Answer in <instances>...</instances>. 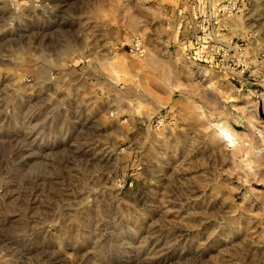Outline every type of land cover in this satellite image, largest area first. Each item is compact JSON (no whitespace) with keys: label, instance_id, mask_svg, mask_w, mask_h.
Segmentation results:
<instances>
[{"label":"rangeland","instance_id":"1","mask_svg":"<svg viewBox=\"0 0 264 264\" xmlns=\"http://www.w3.org/2000/svg\"><path fill=\"white\" fill-rule=\"evenodd\" d=\"M0 264H264V0H0Z\"/></svg>","mask_w":264,"mask_h":264},{"label":"built area","instance_id":"2","mask_svg":"<svg viewBox=\"0 0 264 264\" xmlns=\"http://www.w3.org/2000/svg\"><path fill=\"white\" fill-rule=\"evenodd\" d=\"M129 51L131 54L139 58H144L148 52L144 38L141 36L134 37L129 47Z\"/></svg>","mask_w":264,"mask_h":264},{"label":"crops","instance_id":"3","mask_svg":"<svg viewBox=\"0 0 264 264\" xmlns=\"http://www.w3.org/2000/svg\"><path fill=\"white\" fill-rule=\"evenodd\" d=\"M173 29V28H172ZM174 30V29H173ZM162 35V33H160V36ZM174 35H175V32H173L172 31V38H171V40L173 41V39L174 38H176V40H177V37H174ZM177 35H178V32H177ZM160 41H162V38L160 37Z\"/></svg>","mask_w":264,"mask_h":264}]
</instances>
